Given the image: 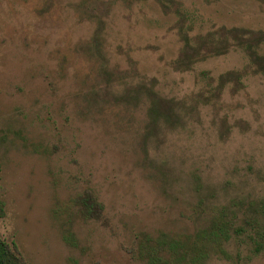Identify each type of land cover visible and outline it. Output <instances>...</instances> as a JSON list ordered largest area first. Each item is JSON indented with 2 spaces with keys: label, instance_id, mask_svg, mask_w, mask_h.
Listing matches in <instances>:
<instances>
[{
  "label": "rangeland",
  "instance_id": "obj_1",
  "mask_svg": "<svg viewBox=\"0 0 264 264\" xmlns=\"http://www.w3.org/2000/svg\"><path fill=\"white\" fill-rule=\"evenodd\" d=\"M215 222L204 264H264V0H0L10 258L146 264Z\"/></svg>",
  "mask_w": 264,
  "mask_h": 264
},
{
  "label": "trees",
  "instance_id": "obj_2",
  "mask_svg": "<svg viewBox=\"0 0 264 264\" xmlns=\"http://www.w3.org/2000/svg\"><path fill=\"white\" fill-rule=\"evenodd\" d=\"M230 229L226 223L215 222L213 227L191 237L159 239L141 245L140 253L146 264H204L214 250L223 251V243L229 239ZM264 235V234H263ZM150 244V245H149ZM259 247L256 251H263ZM0 243V264H17Z\"/></svg>",
  "mask_w": 264,
  "mask_h": 264
}]
</instances>
